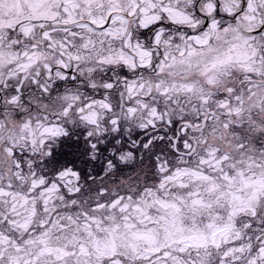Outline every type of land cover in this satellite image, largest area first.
I'll return each instance as SVG.
<instances>
[{"label": "snow or ice", "instance_id": "obj_1", "mask_svg": "<svg viewBox=\"0 0 264 264\" xmlns=\"http://www.w3.org/2000/svg\"><path fill=\"white\" fill-rule=\"evenodd\" d=\"M0 264H264V0H0Z\"/></svg>", "mask_w": 264, "mask_h": 264}]
</instances>
